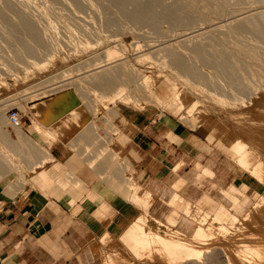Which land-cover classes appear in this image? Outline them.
Masks as SVG:
<instances>
[{"label":"bare ground","instance_id":"bare-ground-1","mask_svg":"<svg viewBox=\"0 0 264 264\" xmlns=\"http://www.w3.org/2000/svg\"><path fill=\"white\" fill-rule=\"evenodd\" d=\"M15 1L0 0L1 34L4 35L5 38L3 39L7 40V42L18 43V52H21L26 57L37 59L46 54L47 57L54 58V61L48 62V64H45L46 62L42 63V59L40 61L39 59H34L33 64L40 69L39 71L44 72L50 65L58 66L62 61L69 62L66 60L72 59L74 54L78 53L77 49L79 47L74 49L75 52H73L66 46L54 44L53 41L55 38L57 39V34L54 36L55 34L52 32L56 30L49 32V30L47 31L46 28H43L44 26L41 27L40 24L35 22V19H33L35 17L22 13L21 10L24 8L22 9L20 6L27 7V0ZM101 1L102 4L105 3L103 0ZM106 1L110 6L112 5L116 8L119 19L122 17L128 24L130 22L134 23L133 26L139 22L140 29L138 30L143 31L145 26L150 25H146V23L144 25L143 21L146 18L143 20V17L140 18L139 16L143 20L140 22L137 17L138 11L134 10L137 14L131 12L135 6L130 10L126 1ZM194 1L196 0H186L185 3L188 4L189 9L180 10L179 6H173L174 4H172L177 1L163 4L165 2L160 1V3L159 0H154L148 4L146 3L147 0L145 3H140L138 0L140 9L146 12L151 21L156 19V23H168L169 25V28L164 30L161 28L156 29L157 27H151L148 30V26L146 27L148 31L144 30L143 36L148 37L150 41L160 42L156 46H152V43L148 46L150 50L155 49L154 47L157 48L155 50H158V52L156 51L157 53L155 52L154 54H158V57L155 56V58L153 55H149L150 51L148 54L145 52L141 55L132 56L128 61L120 63L117 66L118 69H115V66L107 70L104 68H108L113 62L111 61L112 52L107 51L104 57L100 56L101 58H96L94 61L89 60L86 64L79 63L77 68L74 66L73 69H65L63 76L66 81L80 74L85 73L84 75H87L90 70L94 71L89 77L84 76V78L77 79V76L74 81H71V83L67 82L68 84L64 83L65 85L63 86H73L74 84L76 90L79 89L80 92L83 88H95L96 90L104 91V93L98 94L95 100L98 106V113L102 107L106 106V109L107 105L109 106L110 103H113L116 100L115 98H124V104L138 109L139 111L137 112H141V110L147 109V106L154 104L170 114L176 115L175 117H178L179 120L195 126L208 122L209 125L214 127L216 122L220 120L225 128L216 129L214 136H212L223 138L229 149V157L234 160L240 169L248 173L247 182L256 188V191L254 190L255 193H253V202H251V206L245 211L243 216L239 217L237 214V206H239V199H241L239 191L244 194L243 198L245 196L250 197L245 195V190L249 188V185L245 183L241 185L235 183V186L230 191L222 189L224 196L231 200L234 205L229 209L228 206L225 204L223 206L222 204L223 208L219 209L220 213L217 208L218 202L214 200L215 198L213 199L212 196L203 194L204 197L201 200L204 201L202 203L206 202L207 205L209 203L211 211L214 212L211 219L208 218L210 215L207 216V213L200 214L198 210L196 211L194 208L200 209V207H196L195 203L186 201L183 205L182 196L178 191L185 184L186 179L180 178L176 182L177 184L180 182L178 187L174 188L176 192L169 201L170 205L175 206V210H172L173 212L166 217V221H169L170 226L164 229L163 226H166V221L154 217L149 212L156 197L148 189L141 197L137 193L135 194L136 197L134 196L135 203L140 202L142 204L144 213L127 228L122 237L114 244L113 250H109L102 257L104 264H264V0H218L216 3L219 2L222 6L220 10L216 7L215 9L212 8L213 5H217L215 2L211 6L207 0L209 2L207 5L205 4L207 8L210 5L211 10L214 9V11L216 10L217 12L218 10L220 12L216 13L213 10L211 12L209 11L210 9H207L210 13L207 11L208 17L204 14V16H201L202 19L199 17L200 14L205 13V10L198 7L202 11V13L198 12L200 14L195 11L198 8L194 10V5L198 1L202 2L198 0L195 3ZM19 2L21 3L19 4ZM188 2H191V4ZM178 3H180L181 7L182 1ZM185 3L183 2L182 5ZM192 3L195 4L193 5ZM200 3H198V6L202 7L203 5L201 6ZM205 3H207L206 0ZM80 4L82 5V3ZM106 5L108 4L106 3ZM247 5L251 8L246 9ZM15 7H20L21 10L19 11ZM35 7L37 6L35 5ZM82 7L78 6V9L80 8L78 12H82L80 11L81 9L83 10ZM115 8L111 7V9ZM143 11L140 12L142 15ZM197 15L199 16L197 17ZM219 17L223 19L217 21ZM193 19L194 22L192 21V23L190 20ZM199 19L201 21H198ZM203 19L206 20L204 21L205 25L207 23L209 26L206 27L210 28L209 32L207 31L209 35L207 37L204 35L206 38L202 36L205 41L202 37H199L203 29H200L202 31L199 34H197L198 28H195L196 31L193 29L197 35H192L193 31L191 32L192 28H194L193 26L199 22L202 23ZM188 21L193 24V26H189L192 27L189 31V33L191 32L190 34L187 31ZM127 22L124 23L126 24ZM141 23L144 25L142 28L140 26L142 25ZM203 23L202 25H204ZM184 24L187 25L185 26ZM181 25L187 27L185 30L182 28L183 26L181 27L187 33L182 34L183 31H179L181 35L179 33L174 38L175 33L173 31L177 33L174 28H180ZM202 25L198 24L196 27L200 28ZM207 32L204 30L202 34ZM89 33L87 34L89 35ZM171 33L174 35V39L171 38ZM100 35L97 36L98 41L103 38ZM75 37L72 36L71 40L78 43ZM89 38L80 40L83 44L79 53L92 49ZM123 38V41L127 40V38ZM139 46L142 47L139 44L138 49L141 48ZM124 49L125 53L124 51L122 52L125 55L128 54V57L131 56L129 51L126 52V49L129 50L130 48L126 47ZM123 58L126 59V57ZM149 59L150 61H146ZM146 64L149 67H145ZM23 65L25 66V64ZM25 69L24 74L28 79L36 72L27 69V67ZM70 70H72L73 74H77L66 77ZM124 76H127L126 78L128 79L130 77V80L126 79L125 81ZM57 78L59 79V76ZM120 79L124 81H119ZM165 83L169 85V92L171 93L169 100H163L158 92ZM5 84L7 85L5 86ZM3 85L6 89L10 87L8 81L0 84V87ZM124 90H126V93H122ZM83 98H86V96ZM72 100H75L74 96ZM117 112H115L116 115L118 114ZM7 119L4 109L0 107V125H4V121ZM17 128H19L18 133H21V128ZM202 166L199 161L196 163V167ZM202 169L205 172L207 170L206 167ZM247 197L244 200V204ZM189 206L191 208H188ZM180 209L185 211L186 216H192V218L190 217L191 220H182ZM198 213L201 215L200 217ZM203 214L204 216L202 217ZM221 215L225 216V219ZM186 229H191L192 232L188 233Z\"/></svg>","mask_w":264,"mask_h":264},{"label":"crops","instance_id":"crops-1","mask_svg":"<svg viewBox=\"0 0 264 264\" xmlns=\"http://www.w3.org/2000/svg\"><path fill=\"white\" fill-rule=\"evenodd\" d=\"M68 94L27 103L21 126L7 110L0 125V264H104L144 213L135 194L151 191L149 212L160 211L198 147L165 115L126 111L108 130L100 115L117 110Z\"/></svg>","mask_w":264,"mask_h":264},{"label":"rangeland","instance_id":"rangeland-1","mask_svg":"<svg viewBox=\"0 0 264 264\" xmlns=\"http://www.w3.org/2000/svg\"><path fill=\"white\" fill-rule=\"evenodd\" d=\"M13 1H15V0H13ZM18 1L19 0H16L15 2H18ZM44 1H46V2H44ZM75 1L73 0V2H72V0H58V1L57 0H30V1L27 0L26 1L27 7L26 6L25 7L20 6V7H22V9L24 8L23 10H21L20 7H17L18 9L15 7L17 10H19V11L21 10L22 13L35 17V18H33V19H35V22L40 24L41 27L44 26L43 28H46L47 31L49 30V32H52L53 30H56L55 32L54 31L52 32L55 34L54 36H56V34H57V39L55 38V40L53 41L54 44L57 43L61 46H66L67 48H70L73 52H75L74 49H77V47H79L77 49L78 53L76 52L72 59L66 60L69 62H63L62 61L58 66L50 65L49 68H47L44 72L39 71L40 69H38V67L34 66L33 60L39 59V61H40V59H42L41 60L42 63L46 62L45 64H48V62L54 61V58L47 57L46 54L38 57L37 59L34 57H29V56L26 57L25 55H22L21 52H18L19 51L18 50L19 49L18 43L7 42V40L3 39L5 37L3 34H1V28H0V84L6 83V81H8L9 85H10V87H8V89L4 88V85L2 87H0V89H1V91H0V107L4 109L5 117L7 116V114H6L7 110H9L12 107H18L20 110H22V112L26 113V111L28 110L27 103H29L30 101L39 99L43 96L56 97L60 94L67 93V92H69L68 95L70 96L71 99L73 96L75 97L74 101H76L77 104H83L84 102L85 103H91V102L95 103L97 95L104 93V91L96 90L95 88H90V89L83 88L84 90L81 89V92H80L79 89L76 90V86L74 84H73V86H63L65 84L71 83V81H74L75 78L78 76L77 75V76H75V78L67 79V81H66V80H64L65 77L63 75L65 74V71H66L65 69H67V70L70 68L73 69L74 66L77 68L79 66V63L80 64H86L87 62H89V60L94 61V59H96V58L104 57V55H106L107 51L112 52L113 56L111 58V61L114 62V63L112 62L111 66H109L108 68H104L107 70L108 69L110 70L111 68H114L115 66H116L115 69H118L117 66H119L120 63H122L124 61H128L132 56H136L139 54L141 55L142 53H145V52L147 54L150 52L151 53L153 52L152 54L150 53L149 55H151V56L153 55L154 57L158 55V54H156V55L154 54L156 51L158 52V50H155V49H157L156 47H154L155 49H153V50L151 49L152 50L151 51L148 46L151 43H152L151 44L152 46H154V45L156 46L160 42L155 41V40L150 41V39L148 37H145L143 35H144L145 31L147 32L148 30L151 29V27L152 28L157 27L156 29L161 28L162 30H164V29L169 28V25H168V23H159V22L156 23L155 22L156 19L152 20L154 22L153 23L151 21V19L148 18V15L146 14V12H144L143 9L141 10L140 5H139L140 3H145L146 0H139L140 3H138V0H124V1H126L127 7H129L130 10H132V8L135 6L136 9L133 8V10L131 12H134V14H135L138 11L137 12L138 14L136 13L138 15L137 16L138 19H140L142 17H143L142 18L143 20L145 18L147 19V20L145 19L144 21L142 19H140V22L143 21L144 25H145V23H146V25L152 24L151 26L147 25L149 27L147 30V28H146L147 26L144 27V25L141 23L142 25H140V26H141V28L144 27L143 29L145 31L143 29H142L143 31L138 30V29H140L139 28V22L136 24V25H138L136 27V25L133 26L134 23L132 24L130 22L128 24V22L122 17H120V19H119L118 18L119 15L116 11V8L112 5L110 6L106 0H103L105 2L104 3L105 5L102 4L101 0H77L76 2ZM148 1L149 0H147L146 3L149 4L150 2H152L154 0H151L149 2ZM160 1L165 2L163 4H166L167 2H169V4H170L171 2L177 1V2L172 3V4H174L173 6H179L178 8H180V10L189 9V7L187 6L188 4L185 3L186 0L185 1L181 0L182 4H183V2L185 3L184 5L181 4V7H180V3H178L181 1H178V0H174V1L173 0H159V2ZM189 1H192V0H189ZM197 1L198 0H196L194 2L197 3ZM200 1L203 4L200 3L199 1H198V3H200L201 6L203 5L205 7L198 6V3L197 4L192 3V4L193 5L195 4L194 10L197 9L198 7L202 10H205V13L203 12V14H200V13H202V11L199 10V8H198L199 11L195 10L197 14H200L199 18H201V19H202V17H201L202 15L204 16V14H205L206 17H208L207 15H209L208 13L206 14V12L211 8V7H209L210 5L208 6V8L206 6L209 2H210L209 4H211V6L214 4V2H215V4L218 5V6L213 5L214 7L212 6V8H214V9L216 7L217 9L220 10V8L222 7L219 2H218L219 4L216 3L218 0H214L212 2L210 0H208L209 2L206 0L207 3H205V0H200ZM28 2H29V4H28ZM31 2H33V3H31ZM78 2H79V5H78ZM20 3L21 2H19V4ZM80 3H82V5ZM106 3L108 5H106ZM188 3L191 4V2H188ZM48 4H50V5H48ZM131 4H132V6H131ZM28 5H29V7H28ZM35 5L37 7H35ZM75 5H77V6H75ZM78 6H80V8L83 6L82 7L83 10L82 9L80 10L82 12H78L80 9V8L78 9ZM107 6H109L108 7L109 9L107 8ZM182 6H183V8H182ZM195 6H197V7H195ZM39 7H40V10H39ZM111 7L115 8V9H111ZM27 8H28V10H27ZM247 8L249 9L251 7L249 5H247L246 9ZM214 9H212V10L214 11ZM33 10H34V12H33ZM134 10H136V12ZM212 10L210 9L209 11L213 12ZM111 11H114V12L116 11V12L111 13ZM141 11H143L142 12L143 15L140 13ZM198 12H200V13H198ZM214 12H216V10ZM217 12H218V10H217ZM139 13H140V15H139ZM67 14H68V16H67ZM115 15H118V16H115ZM64 16H65V18H64ZM69 16H71V17H69ZM139 16H140V18H139ZM144 16H146V17H144ZM198 16L199 15H197V17ZM113 17H115V18L117 17V18L115 19ZM69 18H70V20H69ZM204 19L202 20L203 22L206 21ZM219 19L222 20L223 18L219 17L217 21H219ZM7 20H9V19H7ZM49 21H50V23H49ZM190 21L194 22V19L190 20ZM198 21H201V20L199 19ZM8 22H10V20ZM124 22H127L126 24H128L130 26L129 27H128V25L126 26V24ZM51 23H52V26H51ZM188 23H189V21H188ZM192 23L191 24L189 23V25L186 24L188 26V28L185 27L186 26L185 24H184L185 26L181 25L180 28L182 26H183L182 28L184 30L187 28L188 29L187 31L189 33V31L192 28L189 26H191V25L193 26ZM202 23L199 22V23H197V25L198 24L202 25ZM203 24L205 25V22ZM197 25L193 26L194 28H192L191 32L195 28L199 29V30L197 29V31H198L197 34L201 33L200 31H202V30H200V29H203V31L205 30L206 32L208 30H210V28H207V27H209L207 23L205 26L202 25L203 28H202V26L200 28L196 27ZM158 26H159V28H158ZM180 28H174L175 30H177V33H176V31H173L175 34L172 32L175 36L171 33L172 39L177 37L179 33H180L179 35H181V32H179V31H183L182 34L187 33V31L185 32L182 28H181L182 30ZM86 29L89 30L90 33ZM196 29H195V31H196ZM82 31H84L83 32L84 35H82L83 34ZM85 31H86V33H85ZM139 31H141V32L139 33ZM195 31L192 32V35L195 34ZM203 31H202V33H203ZM208 32L204 33V34L201 33L199 35V37L203 36L204 38H206L207 35H209ZM87 33H89V35ZM141 33H143V34H141ZM197 34H195V35H197ZM99 35H100V37H103V38L98 41L97 36H99ZM204 35H206V37ZM72 36H74V37L76 36L75 38L78 41V43L72 42V40H71ZM173 36H174V38H173ZM203 37H202V39H203ZM82 38H84V39L89 38V41L91 42L90 45H91L92 49H90L86 52L79 53L80 48L82 47V44H83L80 41ZM122 38L123 39L127 38V40L123 41ZM171 38H170V40H171ZM60 39H61V41H59ZM146 39H147V41H146ZM203 40L205 41V39H203ZM139 44L142 45V47H143L142 48L141 46H139V48L141 47L140 48L141 50L137 48ZM124 46L130 48L129 50L126 49V52L129 51L131 56L128 57V54L127 55L124 54L125 53L124 48H126ZM138 50L140 52L137 53L136 51H138ZM142 50H143V52H141ZM122 51H124V53ZM15 52H17L18 54ZM97 54H99L98 55L99 57L97 56ZM123 57H126V59L127 58L128 59L126 60ZM146 61H150V59L146 60ZM23 64H25V66ZM146 66L149 67L148 64H146L145 67ZM25 67H27V69H31L33 71H36V72H34L35 74L30 79H28V77L24 74V72L26 70ZM9 68H10V70H9ZM93 71L94 70H90L88 74L86 73L87 75H84L85 73L80 74L77 77V79L82 78V77L84 78V76L89 77L90 74L93 73ZM16 72L18 73V75ZM68 73L66 74L67 75L66 77H70L73 74L72 70H70ZM76 74H73V75H76ZM56 76L57 77L59 76V79ZM126 77L124 76L125 79L123 78L125 81H126V79H128ZM123 79H120L119 81H122ZM129 80H130V77H129L128 81ZM115 81H116V79H115ZM6 85L7 84H5V86ZM94 85H96V84L94 83ZM74 91H75V93H74ZM106 91H108V90H106ZM79 92H80V94H79ZM158 92L160 93L159 96L163 100H169L171 97V93L169 92V85L166 83L164 84V86L160 87V90ZM122 93H126V90H124V92H122ZM85 96L87 99L83 98ZM115 99L116 100L113 101V103H110L109 106L107 105V108H109V110L115 109V110L119 111L118 112L119 115L118 114H117L118 116L115 115L116 119L109 121L104 112H102V114L100 115L101 118H103V117L105 118L106 123L104 122V125L106 126V129H108V130H109L110 126H114V124H116V121L118 122V120L120 119L119 118L120 113H123V112L125 113L126 111H129L130 114L139 113V112H137V111H139L138 109L125 105L124 104V101H125L124 98H115ZM105 107L106 106H104V108L102 107L99 110V112L103 111V109L105 110ZM5 109H7V110L5 111ZM141 112L142 113L146 112L148 117H151V118H154L156 116L161 117L162 115H165L169 119H173L174 122H176L179 125V130L181 132H183L185 134L190 133L191 135L195 136V138H196L195 140H196L197 146H198L197 149L194 150L189 156H187L186 159L181 158L180 164H179V169H181L180 170V178L181 179L185 178L187 180V182H185L186 185L185 186L182 185L184 187L182 188V186H181L182 189L180 188V190L178 191V193L182 196L181 199L183 201V205L186 201L187 202L189 201L190 203H195L196 207H200V209L194 208V209H196V211L198 210L200 214L207 213L206 214L207 216L210 215L208 218L212 219L214 212L211 211L212 209H211V205H209V203H208L209 206L207 205L206 202L202 203V201H204V200H201L204 197L203 194H205V195L207 194L209 196H212L213 199L215 198L214 200L216 202H218V204H217L218 210L219 209L221 210L223 208L224 204L226 206H228L230 209V207L231 208L233 207L234 203L231 200H229L226 196H224L222 189L230 191L233 189V186H235V183H237L238 185L245 183V184L249 185V188H247L245 190V195H248L250 197L245 196L243 198L242 196H244V194H242V191H239L240 195H241V199H239L240 204H239V206H237V214L239 217H242L243 214L245 213V211L251 206V204H252L251 202H253L252 201L253 195H254L253 193H255L256 188H255V186L250 185L247 182L248 173L246 171L240 169L236 165L234 160L229 157V155H228L229 149L227 148V145H226L225 141L223 140V138L213 137L214 133L216 132V129H219V128L224 129L225 128L224 124L221 123L220 120H218L216 122V124L214 125V127L209 125L208 122H203V123L196 125V126L194 124H192L193 125L192 126L190 123H188V122L186 123L185 121H184L185 122L184 123L183 121L179 120L178 117H175L176 115H174L172 113L170 114L168 111H165L161 107H158L154 104L147 106V109L141 110ZM112 122H113V124H112ZM118 133H119V131H116V134H118ZM198 161H199V163H201V166L203 165L202 167H199V168L196 167V163ZM203 167L207 168L206 172L203 171V169H202ZM132 172H134V171L132 170ZM179 183L178 184L175 183L174 188H177ZM246 197H247V200L245 201V204H244V200ZM192 200H193V202H192ZM241 201H243V202L241 203ZM169 203H170L169 201L167 202V201L163 200L162 201L163 206H162L161 210L159 212H155V213L154 212L152 213V211H151V214H153V215L155 214L157 217H160V219L166 221V217H168L169 213H172L175 210L174 209L175 206L170 205ZM205 204H206V206H205ZM222 204H223V206H221ZM192 207H194V206H192ZM188 208H191V206H189ZM220 210H219V213H220ZM179 212H180L182 220L183 219H187V220L190 219L191 220L192 216H186V214L184 213L185 211L183 209H180ZM199 213H198V216L200 217L201 215ZM204 214L202 215V217L204 216ZM221 217L225 219V216L221 215ZM168 222L169 221H166V223H165L166 226H163L164 229H166L167 226H170ZM160 227L162 228V226H160ZM186 230L188 233L192 232L191 229H186ZM110 242H108V243H110ZM104 243H105V241H104Z\"/></svg>","mask_w":264,"mask_h":264},{"label":"built area","instance_id":"built-area-1","mask_svg":"<svg viewBox=\"0 0 264 264\" xmlns=\"http://www.w3.org/2000/svg\"><path fill=\"white\" fill-rule=\"evenodd\" d=\"M24 114L18 107H12L8 110V119L11 125L21 126L23 124Z\"/></svg>","mask_w":264,"mask_h":264}]
</instances>
